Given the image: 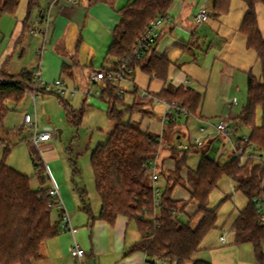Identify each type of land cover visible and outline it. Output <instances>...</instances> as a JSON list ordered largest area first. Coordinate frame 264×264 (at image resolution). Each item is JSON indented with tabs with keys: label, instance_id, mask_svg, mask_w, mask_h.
<instances>
[{
	"label": "trees",
	"instance_id": "1",
	"mask_svg": "<svg viewBox=\"0 0 264 264\" xmlns=\"http://www.w3.org/2000/svg\"><path fill=\"white\" fill-rule=\"evenodd\" d=\"M20 1L0 0V18L3 14L13 15ZM89 1L112 7L116 0ZM173 1L131 0L120 9V19L112 30V42L106 56L113 61L112 69L126 65L134 71L139 67L149 78L160 80L163 88L154 98L166 103H179L191 115L196 116L202 97L193 90L174 88L168 83L169 62L165 57L155 54L158 38L149 53L139 58L134 55V49L146 27L157 17L166 16ZM230 2L231 0H214L212 17L218 19L227 14ZM256 3L264 4V0H245L246 11L239 32L246 39V48L256 54L261 73L258 78L251 72L247 73L246 103L237 122L249 128L250 141L264 149V125L255 124L256 110L260 108L264 113V40L258 27ZM37 7L38 0H27L25 24ZM4 67H0V123L9 111L7 103H20L27 91L33 89L40 90L38 93H45L34 83L31 70L25 69L20 74L9 75ZM67 71L68 67L63 64L61 74L67 75ZM68 76L72 75L69 73ZM99 99L107 105L106 116L114 123V128L107 141L98 145L90 157L95 192L100 200L97 218L93 217L83 201L85 192L80 193L83 210L91 221L100 220L113 225L119 216L134 221L140 239L126 256L141 251L146 256L144 264H209L196 260L195 255L207 234L216 226L218 208L209 209V197L217 189L219 180L226 176L235 184V191L241 192L248 200L232 223L233 242L237 245L250 244L256 263L264 264V224L261 223V216L253 202L260 197L264 203V167L253 165L250 161L239 164L236 159L231 158L227 162L218 163L203 154L197 169L187 172L189 200L173 201L171 194L175 186L185 185L180 172L186 166V158L198 146L174 148L171 157L175 161V168L172 172L162 174L165 186L156 208L147 168L148 162L157 157L162 142L158 141V137L141 132L139 126L131 122L123 123L124 113L139 112L142 105H125L123 97L117 94L116 85L104 83ZM59 101L66 118L74 125H79L83 107L75 110L60 98ZM135 106H138L137 110ZM169 118L172 119V116ZM30 152L33 165L37 167L36 152ZM8 154L9 148L6 146L0 162V264H32L40 259L41 245L59 235L60 224L51 222V210L47 207L48 188L33 191L27 176L5 164ZM39 180L43 186L40 176ZM190 203L196 205L195 216H201L195 228L191 227L190 218L186 222L179 220V215ZM151 217L154 219L151 220Z\"/></svg>",
	"mask_w": 264,
	"mask_h": 264
},
{
	"label": "crops",
	"instance_id": "2",
	"mask_svg": "<svg viewBox=\"0 0 264 264\" xmlns=\"http://www.w3.org/2000/svg\"><path fill=\"white\" fill-rule=\"evenodd\" d=\"M52 1L53 0H38V7L33 10L31 18L27 24L24 22L26 16L25 9V16L23 20L18 23L17 30L15 31V42L18 44L25 35L29 36V29L33 25L38 24L41 15L49 9L51 25L46 42L43 44L41 40H37V51L40 50L42 53L40 56L38 55L39 62L36 67H39L40 69L41 78L45 82H53L58 79L63 81L64 78L66 81L73 82L76 85H79L80 83L81 85H87V77L90 72L113 68V61L106 56L107 50L112 42V30L120 19L118 11L130 3L131 0H116L112 7L103 3H91L89 0H75L72 3H52ZM233 1L234 0H231L230 2L227 14L218 19L214 18L218 21L216 24L218 32L223 30V34H221L223 44L220 43L215 52H210L212 45L211 42H209L208 45L206 44L209 27L204 25L210 18V15L212 16L214 0H196L194 5L187 3L186 0H174L169 7L166 14L167 20L160 28V35L155 43L156 56H163L169 62L167 81L171 87L190 89L199 93L202 97L197 115H191L188 118L189 120L192 119V123L197 124V130L199 133V128L203 127V121L216 120L221 117L226 119L227 123L235 132L243 127L237 122L238 116L231 115L233 108L236 105L234 91H238L236 80L239 73L246 75L247 83V73L251 72V53L254 52L246 48V39L239 32V27L246 11L245 0H240V5L234 12H232ZM241 2L244 6L241 5ZM25 3L27 8V0H25ZM260 5L262 7L258 8L257 5L255 10L258 27L264 40V4ZM200 6L205 7L209 13V18L203 24L198 26L195 22L194 16ZM260 14L262 15V20ZM199 31H202V33L199 34ZM69 35H71V41L75 40L77 44L75 46L76 56L71 58H68L66 49H63L65 40ZM204 48H206L204 58L201 59L198 65H195V58L197 57L195 54H202ZM255 58L257 61L256 54ZM189 62H192V64L196 66V71L199 73L198 77L194 78L192 73L186 71V66ZM63 64L68 67L67 75L61 74ZM2 65L5 66V63L0 64V67ZM136 70H139L144 79L136 77ZM69 73L72 75L71 77L68 76ZM217 74L219 75L218 79ZM214 78L217 79V82H214ZM138 81L145 86H143V88L139 86L137 84ZM127 85L130 86V89L129 92H126V89H123V100L126 95H129L132 103L140 104L142 105L141 108L143 107L142 114L145 118H141L142 120L139 121V124L141 125L139 127L140 131L162 139L161 148L156 157V170L158 172L157 185L162 191L165 186V180L162 174L172 172L175 168V161L171 157L172 149H186L189 146H200L203 147V151L205 152L203 154L207 156L206 152H211L210 155L212 154V157H207L215 161L214 157L218 155L223 140L209 128L207 129V136L203 138L198 145L194 144V139L196 137L193 139L192 143L190 141L191 138L189 132H186V134H188V144L182 145V136L179 135L181 131L178 130L182 125L178 124V121L183 118L175 115H172V119L169 118V116L165 118V101L154 98L163 88V83L160 80L149 78L142 73L139 67H136L133 72V82L132 84L127 83ZM143 91L147 92L149 97L142 100L139 93ZM27 95L29 96L30 94ZM86 101L87 100H84L83 102L85 103ZM103 103L105 104V102ZM205 104L207 106L215 105L220 107L221 110L214 114H208L204 111ZM157 114H159V117L156 116ZM188 119H184L186 120L185 126L187 127V130ZM183 135L186 137L185 134ZM248 135L250 136V133ZM198 147L195 151H198ZM198 164L194 169L185 166L181 170L180 176L185 185L175 186L171 194L173 201L189 200V186L186 183L187 172L188 170H196ZM18 172L23 174L21 171ZM176 188H181L186 191V199L177 198L174 195ZM195 212L196 208L192 213H186L188 218L191 219V227L193 228H195L201 220V216H195ZM68 215L72 231L64 232L63 235H58L57 237L46 241L40 248V254L41 251L43 252L44 250H47L49 254L52 253L53 260L59 264L69 263L68 261L65 263V261L67 258L71 257L70 249L74 244H77L82 249L81 245L83 242L81 238L84 233H87L88 223L90 222L88 214L83 211L72 210ZM50 217L52 223H59V211L51 210ZM234 220L229 225V238L220 235L218 239L219 242H217V239L211 242L207 241L205 238L202 241L203 244L201 243L199 252L195 255L196 260L204 261L209 264H251L243 258L242 248L247 245H237L233 242L234 235L231 231V226ZM131 222L134 223L138 238L133 237L127 243L126 238L128 235L129 223ZM91 226L92 231H94L93 239H95V243H92V248L94 246L96 250H100V233L107 234L109 229L115 237L116 247L114 252L117 253V255L123 253L127 254L129 249L140 239L135 222L129 221L124 216H119L113 225H108L103 221L96 220L93 222L91 221ZM215 229H217V226H215L213 230ZM221 229H223V226ZM222 238L223 240H221ZM79 240H81L80 245L77 243ZM127 256L125 255L123 257ZM40 259H43L41 255ZM145 261V254L141 251H137L127 258L119 259L113 264H144Z\"/></svg>",
	"mask_w": 264,
	"mask_h": 264
},
{
	"label": "rangeland",
	"instance_id": "3",
	"mask_svg": "<svg viewBox=\"0 0 264 264\" xmlns=\"http://www.w3.org/2000/svg\"><path fill=\"white\" fill-rule=\"evenodd\" d=\"M186 2L194 5L196 0H186ZM25 4V0H21L13 15H3L0 19V64L5 63L4 70L10 75L20 74L25 69L30 70L34 67L36 68L37 63L39 62V56L36 54L38 52V39L25 35L18 44L15 42L16 39H14L15 31L18 27L17 25L25 16ZM260 4L262 3H256L255 9L257 5L258 8H261L262 6ZM239 5L240 0H234L232 4V12H234ZM241 5L244 6L242 2ZM261 14L260 16L262 20ZM217 23L218 21L210 15V18L204 24L209 27L206 44L208 45V43L211 42L212 45L210 52H215L218 45H220V43L223 44L221 36L223 30L218 32L216 26ZM200 33H202V31H199V34ZM76 45V41H71V35H69L65 40L63 48L66 49L68 58L76 56ZM205 51L206 48H204L202 54H195L197 55L195 58V65H198L201 59L204 58ZM251 55V72L258 78L261 73L260 65L258 60L256 61L255 54L251 53ZM178 66L180 67L179 64ZM186 68L187 70H185L188 73H192L194 78L199 76V73L196 71V66H194L192 62L187 63ZM135 74L137 78L144 79L139 70H136ZM218 77L219 75L217 74V79ZM217 79L214 78V82H217ZM236 81L238 91H234L236 105L231 113L232 116H238L242 111V106L246 103V75L239 73ZM63 82L69 89L77 87L79 93L71 96L69 92L57 94L46 91L42 94L38 93L40 90L33 89L27 91V94L35 95L34 100L32 96L26 95L18 104L7 103L9 111L5 114L0 123V162L2 161L3 149L7 146L9 148V154L5 164L16 171L23 172V175L30 179V187L33 191H38L39 189L44 188L47 189L50 186V181L47 178V176H49L59 190L60 197L65 204L67 213L72 210H79L85 213L80 199V193L84 191L85 197H83V201L91 210L93 217L97 218L100 209V200L95 192L93 174L90 167V157L92 151L98 145H102L107 141L109 134L113 131L114 123L108 120L106 116L107 107L99 98H90L87 99L85 103L83 102L86 99L83 97L82 93L86 91L87 85H81V83L76 85L73 82L66 81L64 78ZM137 84L142 88L145 86L139 81ZM122 88L124 90L126 89V92H129L130 86L127 85V83H123ZM96 89H98V87L94 88V90ZM59 98L70 104L75 110L83 107V116L79 125H74L66 118ZM124 104H132L129 95L125 96ZM137 109L138 106H135V110ZM34 110L37 117L38 129L41 131L43 128L48 127L51 131L57 134L56 138L40 146V154L43 157V160L40 159L41 156L38 150L31 144L30 132L21 129L23 115H33ZM220 110V107L215 105L207 106L205 104L204 106V111L208 114H214ZM156 116L159 117V114ZM141 118H145L142 114V109L133 114L124 113L122 121L123 123L131 122L133 125L140 127L141 125L139 124V121L142 120ZM185 121L186 120L184 119L178 121V124L182 125V127L178 129L181 131L179 135L182 136V145L188 144V134H186V132H189L191 138L190 141L192 143L195 137L200 136V133L197 130V124L192 123V119H190L187 130ZM255 124L256 126L264 125V113L260 108L256 110ZM58 131H61L60 137H58ZM235 133L236 136H246L250 133V129L242 127ZM183 134H185L186 137H184ZM30 150L36 152L37 159L35 162L38 164V167H34L33 165ZM193 152L188 154L186 161V166L191 169H194L197 166L202 154L205 153L203 147L200 146L198 147V151ZM210 153L211 152H206L207 156L212 157V154L210 155ZM214 159L218 163H224L229 160V157L228 155H217ZM42 161H44L46 169L45 172L38 175V172L42 169ZM39 176L44 183L43 186L40 185ZM150 181L151 178L149 172V182ZM234 187L235 184L229 178L223 176L218 182L217 189L210 194L209 209L218 208L216 221L217 229L211 231L205 237L207 241L213 242L217 239V242H219L218 239L220 235L229 238V225L234 220L236 214L247 205L248 200L241 192H236ZM174 195L177 198L182 199H186L187 196L186 191L181 188H176ZM225 198L227 199L224 200ZM195 208V204H187L184 212L179 215V220L182 222L188 221V215L186 213H192ZM89 220L90 222L87 227L88 231L87 233H84L81 238L83 242L81 246L85 251V257L82 259L83 264H113L119 259L127 258L131 255L123 257L126 255L125 253L117 255V253L114 252L116 247L115 237L114 234L110 232L109 228L107 234L100 233V250H96L94 246L92 248V243H95V239H93L94 231H92L91 219L89 218ZM222 226L223 229H221ZM63 233L60 232L59 235H63ZM133 237L138 238V234L134 223L131 222L129 223L128 235L126 238L127 243ZM81 240L76 242L80 245ZM245 245L247 246L242 248L243 258L251 264H256L252 246L250 244ZM262 249L264 252V245ZM40 255L43 259H40L37 262L34 261L32 264H59L53 260L52 253L49 254L47 250H44L43 252L41 251ZM72 259L73 258L71 257L67 258L65 263L68 261V264H74L75 261Z\"/></svg>",
	"mask_w": 264,
	"mask_h": 264
},
{
	"label": "built area",
	"instance_id": "4",
	"mask_svg": "<svg viewBox=\"0 0 264 264\" xmlns=\"http://www.w3.org/2000/svg\"><path fill=\"white\" fill-rule=\"evenodd\" d=\"M75 0H53L52 3L56 2H64V3H72ZM209 18V13L205 9L204 6H200L194 16L195 22L198 25L203 24ZM167 20L166 16L157 17L154 21H152L144 30L143 34L139 38L137 45L134 49L135 57L139 58L149 53L154 46L156 39L160 35V28ZM51 25V19L48 11L44 12L41 15V19L39 23L33 25L28 34L32 38H36L42 41L45 44L48 31ZM41 51L37 52V55H41ZM133 69L126 65H120L116 69H101L95 70L89 73L87 77V89L85 92L82 93L83 97L87 100L90 98H100L101 94V87L104 83H112L117 87V94L119 97H123L124 91L121 85L123 83L132 84L133 82ZM33 81L34 83L45 92H53L57 94H63L65 92H69L71 96H74L79 93V89L77 87H73L69 89L67 85L61 80H55L53 82H45L41 78V72L39 67L32 69ZM1 80V79H0ZM95 87L98 89L94 90ZM34 96L33 100H34ZM149 97L147 92H141L140 98L143 100ZM166 109L164 116H179L183 119H188L191 114L189 113L188 109L182 107L179 103L172 102L166 103ZM212 129L213 132L218 135L222 140L223 144L221 149L218 151V156L228 155L231 159H236L239 164H245L246 162H252L253 165L264 167V149L257 147L254 145L250 139L249 135L246 136H236L235 131L233 128L227 123L226 119L218 118L215 121L205 120L203 121V127L199 128L200 136L194 139V144L198 145L201 143V140L207 136V129ZM21 129L27 130L30 132V141L32 145L38 150L40 154V146L48 141L57 137V134L50 130V128L46 127L43 128L41 131L38 129V122L35 110L33 115L24 114L21 122ZM159 142H162V139H158ZM41 156V154H40ZM43 160V157H40ZM156 161L157 159L154 158L148 162V170L150 172L151 178V187L154 194L155 200V207L158 208L160 203V197L162 194V190L158 187V172L156 170ZM36 163V162H35ZM38 167V164H36ZM42 169L38 173L45 172V163L42 161L41 164ZM47 178L50 181V186L47 189V207L50 210L59 211V224H60V232H67L70 231L72 228L70 226V219L69 215L65 210L64 203L60 197L59 190L55 183L51 180L49 176ZM255 203V207L257 213L261 216V223L264 224V203L262 198L258 197L253 200ZM154 217H151L153 220ZM72 231V230H71ZM223 240V238L221 239ZM70 255L74 259V264H83L82 259L85 257V251L81 249L77 244L70 249ZM167 264H176L174 263H167Z\"/></svg>",
	"mask_w": 264,
	"mask_h": 264
},
{
	"label": "water",
	"instance_id": "5",
	"mask_svg": "<svg viewBox=\"0 0 264 264\" xmlns=\"http://www.w3.org/2000/svg\"><path fill=\"white\" fill-rule=\"evenodd\" d=\"M60 135H61V131H58V137H60Z\"/></svg>",
	"mask_w": 264,
	"mask_h": 264
}]
</instances>
